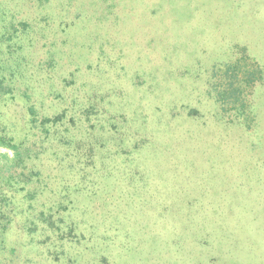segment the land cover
<instances>
[{"label": "rangeland", "instance_id": "obj_1", "mask_svg": "<svg viewBox=\"0 0 264 264\" xmlns=\"http://www.w3.org/2000/svg\"><path fill=\"white\" fill-rule=\"evenodd\" d=\"M0 11L40 23L38 35L45 38L34 42L43 47H36L32 62L41 57L60 74L65 63L81 68L75 81L62 83L66 99L86 76L83 67H95L92 99L103 103V118L114 114L131 122L129 134L117 127L106 135H115L119 150H132V140L143 144L135 154L140 179L146 178L141 198L124 204L130 237L121 255L109 260L264 264V0H0ZM21 45L33 46L28 38ZM59 101L43 109L61 110ZM72 125L51 131L56 143ZM122 137L126 144L118 147ZM68 146L60 142L51 152L69 161L64 165L71 160L62 152ZM48 152L35 164L53 175L48 171L56 163ZM13 157L11 148L0 146L2 170ZM22 224L13 222L0 245V264H113L95 258L90 237L69 244L42 226L27 234Z\"/></svg>", "mask_w": 264, "mask_h": 264}, {"label": "trees", "instance_id": "obj_2", "mask_svg": "<svg viewBox=\"0 0 264 264\" xmlns=\"http://www.w3.org/2000/svg\"><path fill=\"white\" fill-rule=\"evenodd\" d=\"M2 12L0 146L11 148L14 157L6 163L4 170L0 168V172L6 171V176L0 179V245H6L13 222L20 224L24 221L22 227L27 234L35 235L42 226L47 231L59 232L60 236L56 240H68L69 244H75V239L90 237L95 242V258L115 264L109 259L121 255L119 251L127 247L126 239L130 237L129 230L126 231L123 225L124 204L130 206L139 203V189L146 181V178L140 179L142 165L137 163L135 156L143 144L132 140L133 144L128 145L132 150L122 148L126 150L123 154L120 152L122 149L116 147L115 135H106V132L117 127L123 130L120 134H129L131 122L125 116L119 119L114 114L109 119L103 118L107 115L105 107L101 108L103 103L92 99L97 93L95 83L98 74H95V67L91 71L83 67L87 73L85 79L76 84L75 93L70 94L73 97L66 99L61 93L62 83L68 81L66 77L75 81L81 68L65 63L60 74L59 67L52 70L49 61L41 57L39 63L32 62L36 47L38 51L43 47L34 42L42 43L45 38L38 35L40 23L36 25L26 19L7 18ZM25 38H28L30 45L34 44L26 50L21 45V40ZM31 63L37 65L29 68ZM23 64L26 67L23 68ZM62 76H65L64 79ZM65 85L68 88L72 83ZM51 99H62L63 103L59 101L63 104L62 109L51 104L48 109H43ZM72 124L73 128L65 130V137L58 135L61 141L56 143L51 131ZM94 130L97 133L90 141ZM102 130V136L106 139L100 141L98 135ZM118 141V147L126 144L124 138ZM126 141L132 142L129 139ZM60 142L69 145L62 151L71 156L69 165H64L69 162L64 160L65 157L59 159L57 152L51 153L55 150L52 148H56ZM73 143L78 144V147L72 149ZM83 143L87 145L84 147ZM47 152L56 163L48 171H53V175L45 173L40 164H35ZM93 178L98 182L91 183ZM48 182L54 186L48 188ZM105 185L107 188L101 189ZM48 194L57 200L52 201ZM42 198L44 202L41 206L38 200ZM84 200L86 206H79ZM35 206L38 208L35 209ZM68 236L70 238H66ZM65 252L63 249L62 255Z\"/></svg>", "mask_w": 264, "mask_h": 264}]
</instances>
